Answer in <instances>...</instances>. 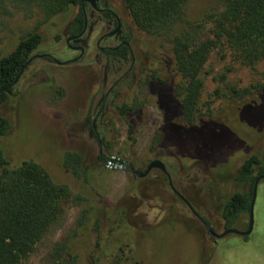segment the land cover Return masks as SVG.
<instances>
[{"label": "rangeland", "instance_id": "374dc122", "mask_svg": "<svg viewBox=\"0 0 264 264\" xmlns=\"http://www.w3.org/2000/svg\"><path fill=\"white\" fill-rule=\"evenodd\" d=\"M120 1L114 0L116 9L124 11ZM223 7L224 0H189L185 22L200 21L205 14L219 12ZM76 12L72 8L47 21L35 6L7 3L5 14L0 16V58L13 51L19 40L38 32L43 41L34 55L46 53L58 62L71 61L77 54L66 48L64 31ZM183 28L184 25L178 26L173 33ZM105 32L101 23L92 28L86 52L75 63L56 65L35 59L18 80L14 95L0 108L10 124L8 136L0 138V151L8 163H17V167L22 161L33 160L55 184L67 187L70 193L62 217L24 264H52L55 246L70 234L90 205L95 216L105 210L124 213L125 221L136 233L130 243L140 264H264V181L257 190L254 226L248 239L229 235L214 243L187 206L172 193L161 173L154 170L140 179L112 165L106 167L98 159L100 148L91 135L94 124L98 137L104 139L101 154L106 159L128 163L137 171L145 170L152 160L163 162L176 191L198 215L210 220L217 192L225 197L237 190L233 178L243 161L253 155L264 165V98L255 93L257 87L264 85V58L249 65L225 47L212 52L200 74L203 89L197 115L217 125L228 114L231 118L227 119L228 126L218 132L204 129L195 138L190 133L182 138L170 136L186 154L179 162L164 156L163 149L154 145L163 113L157 97L149 93L146 80L124 76L129 63L120 64L98 51L96 41ZM165 39L155 40L154 44L166 46ZM144 41L146 46L149 39ZM104 45L109 42L100 46ZM147 50H136L140 67L149 65ZM160 70L158 78L172 81L173 73L166 65ZM124 104L134 109L125 117L134 126L132 139L118 110ZM239 114L244 117L241 125L237 123ZM173 124L183 125L180 119ZM167 150L174 152L172 147ZM67 153L80 158L77 175L63 165ZM192 158L208 164L189 162ZM92 227L91 224L83 229L76 240L82 263L88 261L97 241ZM111 242L112 253H118L121 241ZM99 258L101 264H109L102 253Z\"/></svg>", "mask_w": 264, "mask_h": 264}, {"label": "trees", "instance_id": "16d2710c", "mask_svg": "<svg viewBox=\"0 0 264 264\" xmlns=\"http://www.w3.org/2000/svg\"><path fill=\"white\" fill-rule=\"evenodd\" d=\"M82 1L0 0V16L5 14L7 3L35 6L47 21L76 8L77 12L67 26L70 35H77L83 28ZM188 2L189 0H121L139 33V48L148 49L151 75L146 77V83L149 93L157 97L158 106L163 113V124L154 138V145L163 149L164 156L179 162L186 154L180 151L177 143L169 139L170 136L182 138L190 133L195 138L204 129L218 132L228 126L227 119L231 118L228 114L226 120L217 125L201 120L197 115L203 89L200 74L212 52L225 47L249 65L264 58V0H224L221 11L207 13L203 19L193 23L185 22ZM209 24L210 29L207 28ZM181 25L184 28L173 33ZM163 37H166V46L154 44L155 40ZM145 38L152 44L147 41L145 46ZM59 40V36L55 37L56 42ZM42 41L40 33L28 34L19 40L13 51L0 58V108L14 95L17 77ZM121 56L126 57V51ZM46 60L50 61L48 58ZM165 65L173 73L172 81L156 76ZM232 91L237 95L235 90ZM245 93L249 94L248 91ZM255 93L263 99L264 85L257 87ZM118 110L127 123L129 139H132L134 126L125 117L134 109L124 104ZM242 115L237 120L240 125L244 120ZM175 119H180L183 125H174ZM9 131L10 124L0 112V138L7 137ZM101 142L104 144V139ZM196 143L200 144L197 140ZM168 147H172L174 152H169ZM193 161L208 164L199 158L189 160ZM8 162L0 151V264H24L48 230L62 217L64 204L70 193L67 187L55 184L49 173L37 162L25 160L17 167V163L11 165ZM79 164V156L65 154L63 165L75 175ZM261 175H264V165L256 156L251 155L243 161L233 179L235 182L249 183L252 187L255 178ZM238 200H246V196L236 195L229 203L228 207L234 211V218L247 209ZM91 224L92 234L97 241L88 261L82 263L75 248L76 240L83 229H88ZM135 234L125 221L123 212L105 210L95 216L94 208L90 205L82 212L70 234L55 246L52 264H101L99 253L104 255L109 264H140L134 257L130 243ZM106 240L108 243L104 245ZM114 240L121 241L116 254L112 253L111 241Z\"/></svg>", "mask_w": 264, "mask_h": 264}, {"label": "flooded vegetation", "instance_id": "af4514ba", "mask_svg": "<svg viewBox=\"0 0 264 264\" xmlns=\"http://www.w3.org/2000/svg\"><path fill=\"white\" fill-rule=\"evenodd\" d=\"M120 3H121V1H120ZM81 10L83 13V28H82L81 32L77 35H70L69 31H68V26L65 28V31H64V41H65L66 48L68 50L72 51L73 53H76L77 56L68 62H58L56 59H54L48 55H46V57H43V58L36 57L35 59H43V60L47 61L46 59L48 58L50 61H47V62L54 63L56 65H67V64L77 62L78 60H80L83 57V55L86 52L87 39L91 35L92 28L95 27L97 24L101 23L105 27L106 32L104 34H102L98 38V40L96 41V47L98 48V51L101 54L108 57V59L113 58V60L117 61L120 64L129 63V67H128L127 71L124 73V76H136V80L143 78L144 79L143 81H145L146 77L151 75V72H149L150 66L149 65H144V66L142 65V67H140L139 61H137V59H136V54H135L136 50H138V49L140 50V48L138 46V43H139L138 42V39H139L138 34L139 33L136 30L133 23L131 22V19L128 17L125 9H124V11L117 10L116 5L114 3V0H85V1H82ZM67 40H69L68 43H67ZM106 42H109V45L100 46L102 43H106ZM80 49H82L83 51L81 52ZM125 51H126V57H122L121 53H124ZM45 54L46 53H43L41 55H34L33 54L31 57L42 56ZM34 60L32 61V63L34 62ZM28 67H27V69H28ZM114 84H115L114 85V88H115L116 83H114ZM112 89H113V87L108 90L106 97L112 93V91H113ZM91 135L96 138L97 144L100 148V153H99L98 159L100 158V161L102 163H106V167H108L109 163H111L112 165L123 164L126 166H131L130 164L125 163L123 161H120L118 159H114V158L106 159L101 154V149H102V146L104 144L101 142L100 138L98 137V133L95 129L94 124L92 125V128H91ZM112 160H114L115 162L112 163ZM152 161H154V160H152ZM152 161H150L148 163V165ZM148 165H147V167H148ZM131 167H133V166H131ZM146 168H145V170H146ZM145 170H143V171L145 172ZM154 170L161 173L157 169H154ZM154 170H152V171H154ZM135 171H137V170H135ZM163 176L166 178L165 175H163ZM258 177L259 176H257L255 178L254 183ZM166 181H167V178H166ZM261 182H263V181H260L258 183V187H259ZM167 183H168V181H167ZM233 183L237 186V190L233 191L229 196H225V197L219 196V192H217V195L213 198V211L211 213V219L210 220L201 216V215H198L197 213L196 214L198 217L191 213L196 218V220L200 223V225L203 228H205L206 232H207V227H210L211 230L216 235L222 234V233H224L230 229H235L238 231H245L248 228L249 206H250V202H251V198H252V190H253L254 183H253L252 187H250L249 183L235 182L234 179H233ZM258 187H257V190H258ZM242 189H244V190L241 191ZM236 195H241L242 197L246 196V200H241V201L238 200V203L239 202L242 203L243 206L245 205L247 207V209L243 210V212L240 213V215L238 217L234 218L233 217L234 211H231L230 208L228 207V205L231 202V200L233 199V197ZM175 196L179 200H181L177 195H175ZM243 225H245L244 228H243ZM242 228L244 230H240ZM207 234L212 238L214 243H217L218 241L223 240L229 236V235H227L226 237H224L222 239H216L215 237L211 236L208 232H207ZM249 236L241 237V238H243L244 240L246 238V240H247Z\"/></svg>", "mask_w": 264, "mask_h": 264}, {"label": "water", "instance_id": "95a60500", "mask_svg": "<svg viewBox=\"0 0 264 264\" xmlns=\"http://www.w3.org/2000/svg\"><path fill=\"white\" fill-rule=\"evenodd\" d=\"M85 1V0H83ZM69 42V40H67V43ZM81 52L83 51L82 49H80ZM36 57H39V58H43V57H46V55H42V56H33L31 58L28 59L27 63L25 64V66L22 68L19 76L17 77L16 82H18V80L20 79L21 75L23 74V71L32 63V61L36 58ZM112 164L109 163L108 164V167L111 166ZM114 169H117V170H123V171H127L129 173H131L132 175H134L135 177L137 178H144L146 177L152 170L154 169H157L159 170L163 175L166 176L167 178V181H168V184H169V187L170 189L172 190V192L177 195L181 201L188 207V209L190 210V212L197 216L196 212L193 210V208L191 207V205L174 189L173 185H172V182H171V177L168 173V171L166 170V167L165 165L159 161V160H154L152 161L148 167L146 168L145 172L143 173H139L137 171H135V169L131 166H126V165H123V164H120V165H112ZM260 181H264V175H261L259 176L255 183H254V186H253V190H252V198H251V202H250V206H249V224H248V228L245 230V231H238V230H235V229H230L222 234H219V235H216L210 227H207V232L215 237L216 239H222L224 237H226L227 235H236V236H240V237H247L249 236L252 231H253V226H254V219H253V211H254V205H255V201H256V196H257V187H258V183ZM198 217V216H197Z\"/></svg>", "mask_w": 264, "mask_h": 264}]
</instances>
